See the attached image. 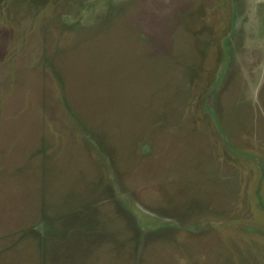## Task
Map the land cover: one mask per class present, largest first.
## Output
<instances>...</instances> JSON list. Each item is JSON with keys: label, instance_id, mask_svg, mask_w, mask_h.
<instances>
[{"label": "rangeland", "instance_id": "obj_1", "mask_svg": "<svg viewBox=\"0 0 264 264\" xmlns=\"http://www.w3.org/2000/svg\"><path fill=\"white\" fill-rule=\"evenodd\" d=\"M0 264H264V0H0Z\"/></svg>", "mask_w": 264, "mask_h": 264}]
</instances>
